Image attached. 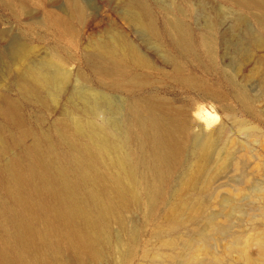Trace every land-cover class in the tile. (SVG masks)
<instances>
[{
	"label": "bare ground",
	"instance_id": "1",
	"mask_svg": "<svg viewBox=\"0 0 264 264\" xmlns=\"http://www.w3.org/2000/svg\"><path fill=\"white\" fill-rule=\"evenodd\" d=\"M15 1L22 10L27 7V0ZM224 1L231 5L228 11H234V18L229 17L227 29L218 30L214 20L220 26L227 15H223L224 18L214 12L206 13L200 0L195 4L198 16L193 18L194 26L183 19L190 15L189 9L163 3L164 0L158 3L165 15H171V18L165 16L160 28L156 26L152 8L144 0H123L116 12L138 33L140 43L129 39L124 32L107 28L104 38L93 41L85 59L99 77L109 78V81H101L105 86L140 90L147 85L148 76L139 69L157 71L155 60H160L170 62L172 69L181 74L187 57L199 60L197 46L204 47L213 61L214 38H217L227 51L238 57L229 59L228 65L239 70L241 58L252 56L251 46L264 45V37L258 32L259 28H264V12H256L264 11V0ZM227 9H224L226 14ZM45 16L55 29L68 32L73 29V20L81 23L85 19V9L80 0H69L63 15L48 12ZM195 32L199 33L198 37ZM28 49L24 40L18 38L10 40L5 49L12 62L23 63L15 76L21 91L43 99V91L47 94L52 87L61 90L70 79L65 61L50 53L45 59L33 62L31 59L36 58ZM145 49L150 50L151 57ZM218 75L231 83L235 98L251 112L252 103L233 76L225 70ZM183 79L201 92V98L217 96L208 84ZM76 94L87 119L75 115L71 123L63 122L66 124L58 128V137L68 148L66 152L59 154L50 139L47 140L48 150L36 140L25 150L24 156L15 155L0 168V187L11 200L0 205V264H94L103 257L102 243L115 240L117 245L124 244L121 230L117 236L112 235L111 219L119 222L121 229L132 238L136 228L131 221V226H127L121 211L130 202L140 201L141 192L149 207H154L167 192L169 179L176 169L183 167L190 152L200 155V160L208 164L223 140L222 125L206 132L197 124L200 128L195 132L188 109L162 97L146 95L117 106L100 89L81 88ZM18 108L16 100L7 94L0 95V113L14 124L20 122ZM199 113L204 124L216 119L207 110ZM98 115L102 116L101 123L95 121ZM4 142L0 136L3 147ZM181 202L184 207L185 202ZM181 208L178 206V211ZM177 218L180 216L174 219ZM254 240L256 256L248 252V241L237 250L238 258L245 264H258V258L264 256V237L258 235ZM233 245L225 246V250L233 251L237 246ZM124 246H121L123 251ZM225 263L227 260L218 258L214 263L202 264Z\"/></svg>",
	"mask_w": 264,
	"mask_h": 264
},
{
	"label": "rangeland",
	"instance_id": "2",
	"mask_svg": "<svg viewBox=\"0 0 264 264\" xmlns=\"http://www.w3.org/2000/svg\"><path fill=\"white\" fill-rule=\"evenodd\" d=\"M9 1L0 0V95L7 94L17 101L20 122L14 124L0 113V136L5 141V147L0 144V168L11 157L24 156L25 150L36 140L48 150L47 140L50 139L59 154L66 152L68 148L60 141L57 132L61 125L71 123L75 115L87 119L76 94L81 88L103 90L117 106L146 95L162 97L175 106L188 109L195 132L200 128L197 124H201L206 132L217 130L222 125L223 140L208 164L200 160V155L190 152L183 167L176 169L169 179L167 192L154 207H149L141 192L140 201L130 202L121 211V218L127 226L132 222L136 228L132 238L121 229L119 222L111 219L112 235L117 236L121 230L127 245H117L115 240L109 244L102 243L103 257L94 264H202L214 263L218 258L227 260L225 264H245L237 254L245 241H248V252L256 256L254 238L258 235L264 237V45H252V56L241 58L239 70H233L228 60L238 57L214 38L213 61L204 47L197 46L199 60L187 57L182 63L181 74L172 69L170 62L155 60L157 71L138 70L148 76L143 89H113L101 83L109 81V78L102 79L89 67L85 53L92 49L93 41L104 38L107 28L124 32L129 39L140 43L138 33L116 12V7L123 0H80L84 5L85 19L81 23L73 20V29L68 32L55 29L47 22L45 14L63 15L69 0H27V7L23 10L17 1ZM144 1L152 8L157 27L162 26L165 16L171 18L158 6L163 0ZM165 1L189 9L190 15L183 19L195 25L193 18L198 16L195 8L198 0H164L163 3ZM200 1L206 13L227 15L226 18L223 16L226 20L220 26L214 20L218 30L227 29L234 15L233 10L228 11L232 9L231 5L224 0ZM219 7L228 8L227 14ZM256 12L262 14L264 11L258 9ZM199 22L203 23L202 20ZM258 32L264 37V28H259ZM195 36L198 37L199 33L195 32ZM13 38L24 40L31 56L36 58L31 59L33 62L45 59L50 53L65 61L64 67L69 70L70 79L61 90L52 87L47 94L43 91L45 94L42 93L43 99L40 100L21 91L15 76L23 63L12 62L5 51ZM145 50L151 57L150 50ZM222 70L232 75L245 91L253 106L251 112H247L235 98L231 83L218 75ZM183 77L208 84L217 96L201 98V92L187 84ZM202 110L214 114L216 119L204 124L199 115ZM101 117L98 115L95 121L101 123ZM5 200L11 201L0 187V205ZM181 201L185 202L184 207ZM178 206L182 207L179 211ZM176 216L182 219L175 220ZM230 243L237 246L227 252L225 246ZM121 246L125 247L124 251ZM191 255L192 259L189 258ZM258 264H264V256L258 258Z\"/></svg>",
	"mask_w": 264,
	"mask_h": 264
}]
</instances>
